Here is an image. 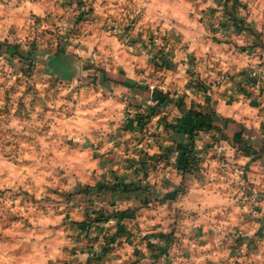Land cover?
Segmentation results:
<instances>
[{
    "label": "clouds",
    "instance_id": "obj_1",
    "mask_svg": "<svg viewBox=\"0 0 264 264\" xmlns=\"http://www.w3.org/2000/svg\"><path fill=\"white\" fill-rule=\"evenodd\" d=\"M0 264H264V0H0Z\"/></svg>",
    "mask_w": 264,
    "mask_h": 264
},
{
    "label": "crops",
    "instance_id": "obj_2",
    "mask_svg": "<svg viewBox=\"0 0 264 264\" xmlns=\"http://www.w3.org/2000/svg\"><path fill=\"white\" fill-rule=\"evenodd\" d=\"M162 99V98H161ZM163 102V101H162ZM202 121H193L191 117H189L186 121H184L183 123L186 125H189V127L186 129L188 131H190V125L192 123H195L197 125H199ZM237 140H239V136H237Z\"/></svg>",
    "mask_w": 264,
    "mask_h": 264
}]
</instances>
